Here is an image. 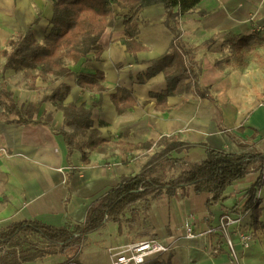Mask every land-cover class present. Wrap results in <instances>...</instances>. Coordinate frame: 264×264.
<instances>
[{
    "label": "crops",
    "instance_id": "0c3cea01",
    "mask_svg": "<svg viewBox=\"0 0 264 264\" xmlns=\"http://www.w3.org/2000/svg\"><path fill=\"white\" fill-rule=\"evenodd\" d=\"M128 13L129 8L115 7L116 15L99 42L102 51L98 58L94 50L87 58L71 64L76 73L103 72L104 90L89 85L81 87L75 74L55 82V86L65 82L71 87L63 105L92 104L101 97V103L93 110L91 129H97L104 142L98 149L86 148L85 160L81 151L75 150L71 156L73 170L66 180L58 170L69 165L62 135L55 134L42 122L24 124L17 119H0V136L5 139L10 156L0 163L12 181L29 190L28 198L2 196L0 203L7 204L0 207V219L12 217L6 226L22 220H38L53 226L68 221L84 222L91 203L117 184L123 174H132L133 167L114 161L118 158L115 153L121 133L134 143L178 136L182 141L204 142L230 152H264V43L252 50L240 46L256 32L264 37V0H202L179 17L177 37L166 26L162 3L142 7L132 22L139 29L140 49L136 57L127 51L125 44L124 16ZM52 16L50 0H0V26L6 32H25L32 26L34 37L43 42L51 29ZM174 39L193 75L180 92L168 97L165 105H158L150 93L166 89L164 72L145 83H140L137 76L146 73L151 60L168 51ZM249 55L254 58L248 63ZM118 87L132 91L140 104L120 113L112 100ZM197 89L208 90L210 96L202 98ZM47 101L38 108L29 103L35 109L33 119L40 120L53 111V124L60 128L64 112ZM29 105L18 106L25 109ZM41 107L40 116H35ZM125 113L128 116L123 117ZM182 152L193 164L206 157L202 146ZM107 160H113L112 164L105 165ZM260 172L257 166L236 180L226 189V200L209 208L206 202L211 194H197L193 187L186 196L179 192L174 196L161 194L151 199L147 211L149 229L122 225L120 232L118 223L109 222L89 234L82 245L65 252L55 246L57 251L46 252L39 264H63L75 257L81 264H112L111 248L150 237H157L170 249L147 262L159 257L167 264H264V227L255 228L251 212L232 211L234 207L241 209L244 190L257 180ZM53 186L58 188L57 196ZM38 193L42 194L40 198H32ZM72 193V198H63ZM258 196L262 199L259 221L264 225V187ZM224 216L235 220L226 229L221 227ZM187 227L196 236L188 237ZM250 227L256 231L255 238L244 247L241 233ZM228 237L233 240L235 257L226 244Z\"/></svg>",
    "mask_w": 264,
    "mask_h": 264
},
{
    "label": "trees",
    "instance_id": "16d2710c",
    "mask_svg": "<svg viewBox=\"0 0 264 264\" xmlns=\"http://www.w3.org/2000/svg\"><path fill=\"white\" fill-rule=\"evenodd\" d=\"M202 0H50L53 5L51 29L43 42L38 41L33 34V27L19 33V39L11 41L13 50L9 53L5 68L19 69L21 66L40 67V76L47 79L49 84H54L61 78L75 74L78 85L81 87L95 86L101 90L106 87L101 83L105 80L103 72L84 73L74 72L71 64L87 58L91 51H97V58L101 54L102 47L99 44L111 19L115 17V7L129 8V13L124 16L126 31V49L135 55L140 49L137 42L139 29L133 26L135 14L142 8L155 3H162L166 13V26L176 35L179 17L194 9ZM240 46L248 50L264 43L261 32L249 35ZM160 72H164L167 87L160 92H151L150 97L156 99L158 105H165L171 95L180 92L186 81L191 78L192 70L186 64L179 44L172 41L170 48L161 56L151 60L146 73L139 74L137 79L145 83ZM71 91L70 85L61 82L48 94L44 95L37 103L38 107L46 100L63 101ZM202 98L209 97L208 90L197 89ZM5 98H2V97ZM112 100L120 113L126 112L134 105H139V99L132 91L118 87L112 94ZM101 103V97L92 104L83 103L78 106L70 102L61 106L64 112L63 124L56 128L53 124V113L49 112L44 118L34 120V108L19 107L13 99V92L6 88H0V106L7 113L16 114L20 123H44L58 135H62L67 146V160L71 165L72 153L80 150L82 159L87 157L86 148L78 142V133H83L86 142L97 146L104 140L97 129L93 127V110ZM91 129V130H90ZM163 153L182 152L191 147L202 146L206 149V157L185 169L179 175L168 180H162L153 175L152 169L147 166L135 174H123L120 181L113 185L105 194L94 200L88 208L84 222H66L61 226H53L38 220H22L12 222L0 227V254L7 246H12L19 235H37L48 244L60 246V251L82 245L89 234L105 226L109 222L119 224L132 229L141 227L138 223L139 211L136 204L142 202L145 215L142 218L146 229L150 228L147 211L150 208L151 199L161 194L174 196L178 192L183 196L188 194L191 187L197 194L209 193L207 200L209 208L214 203L226 200V189L236 180L244 178L252 169L261 168L257 180L243 192L245 202L240 210L234 207L233 212H251L255 228H263L259 221L262 214V199L258 192L264 187V152H230L225 149L209 147L206 143H192L182 141L175 136L163 137ZM185 157L176 158L182 161ZM69 179L67 180V183ZM131 215L125 218L127 211ZM125 223V224H124ZM145 229V228H143ZM145 235V234H144ZM147 235V234H146ZM155 258L145 264H167ZM63 264H81L78 258H72Z\"/></svg>",
    "mask_w": 264,
    "mask_h": 264
},
{
    "label": "rangeland",
    "instance_id": "374dc122",
    "mask_svg": "<svg viewBox=\"0 0 264 264\" xmlns=\"http://www.w3.org/2000/svg\"><path fill=\"white\" fill-rule=\"evenodd\" d=\"M19 33H10L6 32L0 26V88H6L7 91L13 92V99L18 105L25 107L26 105H36L35 108H38L37 103L42 99V97L48 94L57 83L49 84L48 82V72L47 79H43L40 76V67L33 66H21L19 69L5 68L6 59L9 53L13 50L11 41L19 39ZM254 55H249L247 57L248 63L252 61ZM248 70H251L248 68ZM248 70L246 73H248ZM53 86V87H52ZM2 98H5L4 96ZM35 102V103H34ZM47 102L53 103L54 109H62L61 101H52L48 100ZM37 110V109H36ZM42 107L39 108L36 112L37 117L41 114ZM46 112H48V107ZM53 112V111H51ZM54 113V112H53ZM47 115V113H45ZM128 116L127 113L123 114V117ZM43 117V116H42ZM40 117L39 119H41ZM0 119L6 121H16V116L14 114H7L4 108L0 107ZM117 141L116 153L118 158H115L117 165H125L130 169V173L135 174L142 170L144 167L149 166L152 169V173L159 179L168 180L179 175L185 169L192 167L193 163L188 161V156L183 152H173V153H163L164 139L160 137L158 141L149 140L145 143L131 142L127 136L120 134ZM86 137L83 133H78V142L87 147V149L95 150L99 146L90 145L85 141ZM103 150L106 152V149L103 147ZM9 150L5 144V139L3 136H0V162L4 161V158L8 156ZM107 155V154H105ZM185 157L182 161H176V158ZM113 160H107L105 165L109 163L112 164ZM134 164V166L132 165ZM72 165L65 166L64 168L59 167L58 170L63 173L64 180L68 177L70 171H72ZM120 170H126L120 167ZM6 175V176H4ZM10 176L5 173V169L2 163H0V200L2 196L7 194L10 198H28L29 190L26 191L24 185L15 180H11ZM121 179V178H120ZM63 180V181H64ZM61 183L63 185L64 183ZM120 181V180H119ZM55 188V186H53ZM61 188V186H60ZM57 191L56 187L54 191ZM56 191L54 196H57ZM41 193L35 194L32 198H40ZM72 195H68L63 198H72ZM160 196V195H159ZM10 201V200H9ZM7 203H0V207H3ZM139 211L138 223L139 226H143L142 218L145 215L144 205L142 202H139L135 205ZM130 210L127 211L125 218L130 216ZM12 217H7L6 219H0V227L6 226L9 223ZM125 224V223H124ZM126 225V224H125ZM54 253L57 251L55 245L48 244L46 241L38 237L37 235H19L17 240L12 246H7L4 248L3 252L0 254V264H39V260H43L46 252ZM35 262V263H33Z\"/></svg>",
    "mask_w": 264,
    "mask_h": 264
},
{
    "label": "built area",
    "instance_id": "2783aa9c",
    "mask_svg": "<svg viewBox=\"0 0 264 264\" xmlns=\"http://www.w3.org/2000/svg\"><path fill=\"white\" fill-rule=\"evenodd\" d=\"M234 221L230 216H224L221 220V227L226 229V226ZM187 231L188 237L196 236L191 227H187ZM255 234L256 231L252 227L241 233V242L244 247H248L251 244ZM226 244L230 253L235 257L236 250L230 237L227 238ZM169 249L170 245L157 237L140 239L111 248L112 264H145L150 257L167 252Z\"/></svg>",
    "mask_w": 264,
    "mask_h": 264
}]
</instances>
